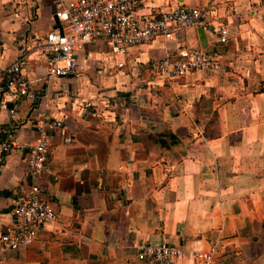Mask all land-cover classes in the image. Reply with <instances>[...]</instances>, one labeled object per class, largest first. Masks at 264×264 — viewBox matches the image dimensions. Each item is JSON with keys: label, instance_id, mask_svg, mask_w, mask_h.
Instances as JSON below:
<instances>
[{"label": "crops", "instance_id": "obj_1", "mask_svg": "<svg viewBox=\"0 0 264 264\" xmlns=\"http://www.w3.org/2000/svg\"><path fill=\"white\" fill-rule=\"evenodd\" d=\"M257 1L142 0L139 13L174 2L204 7L203 23L124 57L90 44L69 76L42 78L45 60L29 55L22 72L39 97L19 99L14 114L0 108V141L32 144L39 115L62 120L50 134L52 172L36 179L56 217L30 245L0 244V264H148L136 258L140 244L162 242L181 248L170 264H198L194 253L213 244L222 264H264V4L250 11ZM53 2L0 0V68L17 59L25 37L56 26ZM228 3L238 15L224 14ZM221 23L225 43L214 31ZM182 46L207 50L222 69L165 82L148 72ZM28 182L24 152L0 149V233Z\"/></svg>", "mask_w": 264, "mask_h": 264}, {"label": "built area", "instance_id": "obj_2", "mask_svg": "<svg viewBox=\"0 0 264 264\" xmlns=\"http://www.w3.org/2000/svg\"><path fill=\"white\" fill-rule=\"evenodd\" d=\"M141 1L54 0L53 16L57 18L59 27L41 36L25 37L18 47L17 59L11 65L0 68V108L14 114L19 99L25 98L31 102L38 99L33 81L22 72L31 54L45 60L46 74L42 78L64 77L77 72L78 55L90 44L100 42L108 47L114 58L124 57L132 46L158 37L171 38L177 31L199 26L204 20L206 9L198 5L174 2L168 4L166 9L154 8L147 13H139ZM263 4L264 0H258L252 4L250 11L257 10ZM224 14L238 15V7L228 3L224 7ZM214 31L218 41H227L226 24L221 23ZM116 65L122 67L123 62ZM202 69L222 68L213 54L194 46H182L175 54L166 55L148 65V72L163 82ZM34 125L38 137L32 144L14 142L9 138L0 141V149L4 153L14 148L24 152L29 179L26 190L10 208L11 226L0 233V244L5 250H16L32 244L40 227L56 217L36 179L52 172L48 155L50 134L64 125L61 119H51L45 114L39 115ZM71 141V137L66 136L65 142ZM180 253L179 246H170L166 242L140 244L136 258L148 264H170ZM218 255V248L213 244L207 251H196L193 257L198 264H222Z\"/></svg>", "mask_w": 264, "mask_h": 264}, {"label": "trees", "instance_id": "obj_3", "mask_svg": "<svg viewBox=\"0 0 264 264\" xmlns=\"http://www.w3.org/2000/svg\"><path fill=\"white\" fill-rule=\"evenodd\" d=\"M165 133H166L167 136H169V137L171 138V141H172V142H175V141H176L175 136H174L171 132L167 131V132H165ZM165 133H164V134H165ZM164 134H161V135L163 136Z\"/></svg>", "mask_w": 264, "mask_h": 264}, {"label": "water", "instance_id": "obj_4", "mask_svg": "<svg viewBox=\"0 0 264 264\" xmlns=\"http://www.w3.org/2000/svg\"><path fill=\"white\" fill-rule=\"evenodd\" d=\"M54 19H55V22H56V26L59 27V22H58L57 18H54ZM56 26H55V27H56ZM199 30H200V29H199ZM199 32H200L201 35H202V30H200ZM191 47H192V46H191ZM194 47H198V46H194Z\"/></svg>", "mask_w": 264, "mask_h": 264}]
</instances>
